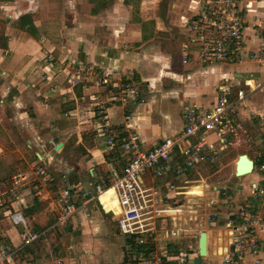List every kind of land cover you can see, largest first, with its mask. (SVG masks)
Here are the masks:
<instances>
[{"label":"crops","instance_id":"0c3cea01","mask_svg":"<svg viewBox=\"0 0 264 264\" xmlns=\"http://www.w3.org/2000/svg\"><path fill=\"white\" fill-rule=\"evenodd\" d=\"M196 2L0 0V250L10 254L3 264H56L59 260L65 264V258H70L67 264H84L79 263V257L68 255L73 254L72 249L79 248L76 247L78 243H82L83 255L91 258L87 264L107 262L106 257L100 255L99 259V253H95L103 245L110 246L106 236L115 225L112 226L107 218L115 220L102 212L93 199L94 185L109 188L113 181L110 172L115 170L122 174L126 163L119 157V147L108 149L106 137L97 133L100 119L91 117L88 107L91 101H99V96H105L121 83L136 88L134 105L105 103V123L109 129L119 131L123 128L124 116L129 114L142 150H149L161 140L178 137L183 132V114L189 105L209 109L220 95L219 83L232 74L236 81L231 99L237 89L248 95L214 131L199 132L190 138L191 143L207 141L214 144L217 149L215 162L210 163L209 154L204 152L195 169L184 178L176 179L162 162L143 175L148 174L149 182H154L167 195L171 193L167 191V185L185 180L199 184L186 191L202 190L204 186V204L202 202L203 206L194 215L202 220L204 232L210 234L209 254L217 257L213 259L208 254L202 262L221 264L219 256L226 249L220 245L217 233L228 236V219L244 205L248 185L262 177L259 165L264 161L261 145V142L264 145V86L261 85L264 65L255 62L202 65L195 56L189 62H183L181 47L187 37L186 23L193 16ZM242 4L247 8L249 20L264 18V0H242ZM243 38L248 52H257L258 32L246 28ZM68 57L75 63L93 64L104 69L110 74L109 85L66 84L68 73L73 71ZM60 89L63 92H59ZM82 96L84 100L80 101ZM79 111L84 117L79 116ZM219 138L225 140L224 144L218 145ZM244 140L248 143L238 145L243 149L239 155L235 153L238 152L236 144ZM256 142L262 153L242 148L246 144L252 147ZM56 146L57 150L54 149ZM229 153L235 155L226 159ZM249 154L254 155L257 168ZM241 156L252 162L253 169L250 173L249 168L240 172L248 173L242 178L234 175L236 166L246 160L244 157L239 159ZM36 159L39 160L37 167L45 173L51 171L47 174L53 182L41 190L36 189V182L31 180L14 186L12 177L30 174ZM229 167V175L220 174ZM204 170H212V175L196 179V175ZM161 171L162 174L157 175ZM213 176H216L215 180L210 179ZM230 180L235 189H228L235 194L232 202L210 192L211 187ZM155 181H162L163 185ZM63 186L72 190L76 205L83 199L88 204L64 224V231H59L57 238L58 232L51 234L55 228L51 226L57 223L60 210L54 194ZM201 196L203 194L188 200L192 202L194 197ZM178 197L180 203L186 199L185 195ZM108 198L106 196L100 202L108 211L107 200L117 213L116 198L115 205ZM259 207L262 217L260 264H264V204ZM14 213L21 214L24 225L11 221L10 216ZM210 214L214 217L208 218ZM187 232L189 236L193 233ZM34 233L41 235L26 244V238ZM115 236L112 233V237ZM125 241L135 247L126 238ZM214 241L219 244L212 253ZM59 244L62 247L60 255L56 252ZM109 251L113 252L111 248Z\"/></svg>","mask_w":264,"mask_h":264},{"label":"built area","instance_id":"2783aa9c","mask_svg":"<svg viewBox=\"0 0 264 264\" xmlns=\"http://www.w3.org/2000/svg\"><path fill=\"white\" fill-rule=\"evenodd\" d=\"M246 14L247 8L242 4V0H197L193 16L186 23L187 37L181 47L182 61L189 62L195 56L203 65L229 66L246 62H257L264 65V18L249 20ZM249 27L258 32V50L254 53L248 52L243 38L244 31ZM68 59L73 70L68 73V76L73 83L92 82L98 86L109 85L110 74L101 67L93 64L75 63L71 57ZM235 81L236 77L232 74L221 80L218 85L220 95L209 109L202 110L197 105H189L183 114V132L178 137L161 140L149 150H142L139 136L136 131L132 130L129 114L124 116L123 128L119 131L109 129L105 123L107 117L105 103H117L125 106L136 104L137 90L131 84L121 83L113 91H108L105 96H99V101L90 104L93 107L90 110L91 117L100 119L97 133L106 137L105 144L108 149L119 147V157L126 163L122 174H118L115 170L110 172L113 182L109 188L94 185L93 199L105 214L114 218L119 233L137 248H140V251L147 250L149 245L177 239L186 230L191 231L189 227L185 230L183 226L181 227L180 217L185 212H197L202 206L203 199V196L194 198L197 203L193 199L192 203L194 204L192 205L169 200L168 195L162 189L147 185L142 180V176L162 162L166 164L165 167L169 171L171 169L176 179L184 178L191 170L195 169L204 152L209 154L210 163L215 162L214 156L217 149L214 144L207 141L191 143L190 138L199 132L214 131L221 124L222 119L232 114L233 110L243 102L248 93L242 89L235 90L233 99L230 97L235 88ZM261 85L264 86V81ZM83 100L82 96L80 101ZM78 114L80 117H84L83 112L79 111ZM217 142L218 145H222L225 140L219 138ZM38 161L36 159L33 162L30 174L14 175L12 177L13 185L17 186L21 182H30L31 180L36 182V189L41 190L53 182V178L49 174L36 166ZM172 163L174 164L171 166ZM259 171L262 173V177L257 182L248 185L244 205L239 207L228 219L227 227L230 239L224 246L226 249L224 254L220 256L222 264H233V259L240 258V255L244 258L260 254L261 238L259 233L262 217L258 206L259 203H264V161L259 165ZM161 174L162 171L157 172V175ZM234 175L238 177L236 173ZM242 177L243 174L240 178ZM193 182L183 181L184 184ZM110 188L114 190L118 208L117 215L113 210L106 211L99 200V196ZM166 188L168 192L173 193V196L178 197L184 195L186 187H175L169 184ZM202 190L204 194V188ZM210 192L217 193L229 202L235 199V194L229 192L228 188L222 184L214 188L211 187ZM54 198L60 209L57 225L65 224L78 210L86 208L88 204V201L83 199L80 205H76L72 190L68 187L57 190ZM187 201L189 200L187 199ZM192 206L194 209H189ZM213 217L214 214L208 215V218ZM10 219L14 224L24 225L20 213L12 214ZM165 219H169L170 226H175V228L162 227ZM192 232L195 233V230ZM40 235L39 233L29 235L26 238V244L36 240ZM160 255L151 258L153 262L143 259L138 264H164L165 256ZM9 258L10 254L6 250H0V264ZM56 264H64V262L59 260Z\"/></svg>","mask_w":264,"mask_h":264},{"label":"rangeland","instance_id":"374dc122","mask_svg":"<svg viewBox=\"0 0 264 264\" xmlns=\"http://www.w3.org/2000/svg\"><path fill=\"white\" fill-rule=\"evenodd\" d=\"M255 63L256 64H259L257 62H255ZM69 83L72 84L73 82L70 80V78L68 76V78L66 79V84L69 85ZM58 91L59 92H63V89H60ZM94 102L95 101H91L90 104H93ZM90 104H89L88 107H89V110H92L93 107H91ZM262 140H263V138L261 139V141ZM28 141L30 142L31 140L28 139ZM245 143H248V142H246L244 140V141H242L241 144H236V146L239 145L241 147V145H243ZM261 143H262L261 145L264 147L263 142H261ZM239 146H238V152H235V153L241 155L240 153H241V151L243 149H240ZM245 147H246V149H249V150L250 149H253L255 153L261 152V148H260V146L258 145L257 142L252 147L249 144H246V146H243L242 148H245ZM235 153H229V156L226 159L231 158L233 155H235ZM220 156H221V154L219 155V157ZM249 157L251 159L252 158L254 159L253 160L254 167L257 168V161H256L254 155L249 154ZM242 161H244V160H241V163H242ZM212 170H214V169H212ZM212 170H209V171H207V170L200 171V174L199 175L198 174L196 175L198 177V178L196 177V179H199V178H202L203 179L204 177H208L209 175H212V172H213ZM230 170H231L230 167L229 168H225L223 171H221L220 174L221 175H229ZM46 171H47V173L51 174V171H49V170H46ZM250 172H252V169H251ZM246 174H248V173H244L243 176L246 175ZM188 178L191 179L192 177H187V179ZM215 178H216V176H213L210 179L211 180H215ZM149 179L150 178H149V175L148 174H146L145 176H142V180L146 184L157 187L154 184V182H149L150 181ZM169 181H171V179H169ZM155 182H156V184L158 183L159 185H163V182L162 181H160V182L155 181ZM194 185H199V184H198V182H197V184L196 183H187V184H184V183H180V182H179V184H175V185L173 184V186H175V187L176 186H180V187L181 186H184V187H186L184 189V191L186 192V193H184V195L186 196L185 197L186 199L183 200L181 203H184L185 205H192L194 203H192L190 201H187V199L190 198V197H193V196H198V195L203 194V191L201 189H194V190H190L189 189V190L186 191L187 188H189L191 186H194ZM223 185H226L227 188L230 189V191H234L235 190L234 189V186H233V181H231V180L229 182H227L226 184L224 183ZM63 187H65V186H63ZM63 187H61V188H63ZM105 187H107V185H105ZM198 188H200V187H198ZM203 188H204V186H203ZM204 195H205V193L203 194V199L201 201V205L202 206L204 204V202H203ZM106 196L109 197L108 199H111L110 202L115 205V197H114V194H107ZM168 198H169V200H173V201H175L177 203H180L179 202V197L173 196V193L172 192L168 194ZM194 198H196V197H194ZM194 202H195V199H194ZM202 202H203V204H202ZM195 203H197V202H195ZM260 205H262V203H259V206ZM108 207H109L108 211L109 210H113V208H111V205L110 204H108ZM95 208L97 209L98 207L96 206ZM116 209H117V207H116ZM189 209H194V206H192V208H189ZM194 214L195 213H193V212H185V213L182 214V217H180V220H179V223L181 224V227L183 226L184 230L187 227H189L191 229V231H189V232H192L193 230H195V233L194 232L191 233L192 234L191 236H189V233L186 230V232L181 233L177 237V239H174V240L169 239L168 241H165V243H156L155 245H149L148 248H147V250H141V251L137 250L136 249V246L134 247L130 243H126V241L124 243L125 237L124 236H121V234L119 233L118 228H117V226L115 224V221H113L111 218L108 217L107 219H108V221H110L111 225L112 226L113 225L116 226V227L115 226L113 227V230L110 228V230H109L110 232L108 233V236H106V237L109 238V242L108 243H109L110 246L108 247V245L107 246L103 245L102 248H99L97 250L98 252L95 253V254H98L99 253V256H97V258L99 257V259L101 258L100 255H103L104 257H106V261L107 262L101 261V263H105V264H138L140 262V260L142 261L143 259L144 260H147L148 259V260H150V261L153 262V259H151V258H155L156 256H161L160 254H163V257L165 256L164 257L165 258V263L163 262L164 264H193V259L198 254L197 253V251H198V249H197V243H198L197 242V239L198 238L197 237L198 236L196 235V233L197 232L199 233V232L205 231V230L202 229V220H198L199 218L196 216L197 214L196 215H194ZM164 221H165V223H163V226L162 227H166V228L172 227V228H175V226H170L171 225V221L169 219H165ZM56 222H57V219H56ZM67 222H68V220L66 221V223ZM110 223L107 222V224H110ZM51 227H55L54 229H52L51 234L54 235V234H56V232H58L57 233V238L59 236V231L60 232L64 231V224H59V225L54 224ZM179 229H180V226H179ZM112 233H114L116 236L115 237H112ZM217 235H218L217 237L220 238V242L219 243H220L221 246L224 247L225 245L228 244V241L230 239L229 234H228V236L223 237V234H221L220 232H218ZM259 235H260V233H259ZM112 238H113V240H111ZM209 238H210V236H209ZM214 242H216V241H214ZM217 243L218 242H216L215 244H213L214 246L210 250V251H212V253H213V248H215L217 246ZM54 244H56V243H54ZM168 244H170L172 246H170ZM81 246H82V243H78L76 245V247H79V248H76L75 251H73V249L71 250L73 254L70 253L71 254L70 255L68 252L67 253H68L69 257H75V256H76V258L79 257V259H80L79 260V263L87 264L88 263L87 261H89L91 258L89 259L88 257H85V255H83L84 254V251H82ZM56 248H57L56 249V252L58 251V255H60L62 253V252H59V250L62 248L61 245L60 244L57 245ZM110 248L112 249L113 252H110V251L108 252V250H110ZM188 250H192L193 251L192 254H189L188 253ZM104 252H107V253L103 254ZM140 253H143V254L142 255H139ZM210 254H209V257L210 258L215 259L217 257L216 255H213V254L210 255ZM260 254H261V251H260ZM260 254H259V256H257V255L256 256H245L244 258H243L242 255H240V258H234L233 259V264H260V262H261V257H260L261 255ZM65 255H63V257H65ZM54 256L55 255L53 254V257ZM206 257H203V259H205ZM69 260H70V258H69ZM69 260H66V258H65V264H67L69 262ZM221 262H222V260H221Z\"/></svg>","mask_w":264,"mask_h":264},{"label":"water","instance_id":"95a60500","mask_svg":"<svg viewBox=\"0 0 264 264\" xmlns=\"http://www.w3.org/2000/svg\"><path fill=\"white\" fill-rule=\"evenodd\" d=\"M59 146V145H58ZM58 146H56L54 149L57 150ZM245 158L246 160H244V162H242L240 165L236 167V176L240 177L242 174L244 173H240V172H243L245 170H249L251 171L252 169V162L250 160H248L246 158V156H241L239 157V159L241 158ZM249 171V172H250ZM206 234L204 232H199L198 234V251H197V256L193 259V264H205L202 262V258L204 257L205 253H206V248H205V240H206ZM192 250H188V253L189 254H192Z\"/></svg>","mask_w":264,"mask_h":264},{"label":"bare ground","instance_id":"6f19581e","mask_svg":"<svg viewBox=\"0 0 264 264\" xmlns=\"http://www.w3.org/2000/svg\"><path fill=\"white\" fill-rule=\"evenodd\" d=\"M110 191H113L114 192V190H113V188H110L108 191H106L105 193H103V194H101L100 196H99V200H103L104 199V197H105V194H109V192ZM106 203H105V206H107V210L109 209V207H108V204H109V202L106 200L105 201ZM113 211H114V213L117 215L118 214V212L116 213L115 212V210L113 209ZM202 232H204V231H202ZM206 235V240H205V248H206V253H205V255H204V257H206V256H208V254H209V246H208V244H209V232H204ZM197 242H198V239H197ZM197 249H198V243H197Z\"/></svg>","mask_w":264,"mask_h":264},{"label":"trees","instance_id":"16d2710c","mask_svg":"<svg viewBox=\"0 0 264 264\" xmlns=\"http://www.w3.org/2000/svg\"><path fill=\"white\" fill-rule=\"evenodd\" d=\"M168 245H170V244H168ZM170 246H172V245H170ZM137 250H139V251H140V248H137Z\"/></svg>","mask_w":264,"mask_h":264}]
</instances>
